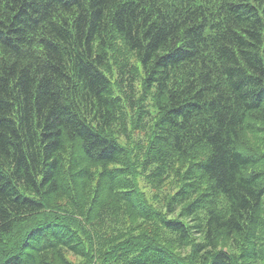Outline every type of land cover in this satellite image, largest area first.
I'll return each mask as SVG.
<instances>
[{"label":"trees","instance_id":"1","mask_svg":"<svg viewBox=\"0 0 264 264\" xmlns=\"http://www.w3.org/2000/svg\"><path fill=\"white\" fill-rule=\"evenodd\" d=\"M262 124L264 0H0V264H264Z\"/></svg>","mask_w":264,"mask_h":264},{"label":"rangeland","instance_id":"2","mask_svg":"<svg viewBox=\"0 0 264 264\" xmlns=\"http://www.w3.org/2000/svg\"><path fill=\"white\" fill-rule=\"evenodd\" d=\"M132 62L134 64H137L138 62H136L135 57H132ZM137 66H140L139 64H137ZM139 74L143 75L142 70H139ZM150 102V101H149ZM150 106L152 108V103L150 102ZM260 128H262L263 130L261 132H263L261 135L260 134H256V133H252V132H244L242 135V143L244 145V147L246 149H251V151L257 153L258 155H261V162H263L264 164V124H262V127L259 126ZM136 142V141H135ZM252 170V169H251ZM260 171V167H256V172ZM143 175V174H141ZM137 184H138V190L141 192L142 196H144L147 200H149L153 206L156 208H159L158 206H160L161 202H162V196H164V193H166V191L170 188L174 189L175 185H172V183H176V179L173 178L171 179V181L169 183L166 184V187L164 190H154L152 187L149 186L148 182L145 180V177H141L139 176L138 179H136ZM165 213V210H162ZM130 226V224H126L127 227V231L126 233L124 232H119L117 234V239L116 242H118L122 236H124L123 234L126 235H135V234H142L145 233L146 235H143L147 238L150 239H154L156 240V242H164L166 239L165 236H161L162 238H160L159 235V228L156 225H150V224H146V225H142V227L140 229L137 228V230H133V227H130L129 229L131 230V232L128 230V226ZM116 233H114V229L112 228V230L110 231H105L102 239L101 240H109L111 238H113ZM161 234V233H160ZM158 239H161L160 241H158ZM98 241V240H97ZM169 242V241H168ZM168 242H164L165 246H168L170 248H172L171 244H169ZM171 245V246H170ZM73 260L74 264H84L82 260L77 259V258H73L71 257Z\"/></svg>","mask_w":264,"mask_h":264}]
</instances>
